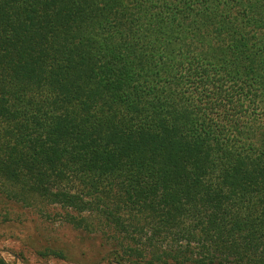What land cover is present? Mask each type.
<instances>
[{"label":"trees","instance_id":"1","mask_svg":"<svg viewBox=\"0 0 264 264\" xmlns=\"http://www.w3.org/2000/svg\"><path fill=\"white\" fill-rule=\"evenodd\" d=\"M0 189L117 264H264V0H0Z\"/></svg>","mask_w":264,"mask_h":264},{"label":"rangeland","instance_id":"2","mask_svg":"<svg viewBox=\"0 0 264 264\" xmlns=\"http://www.w3.org/2000/svg\"><path fill=\"white\" fill-rule=\"evenodd\" d=\"M61 217L58 208L26 207L0 189V259L8 264H117V253L99 235L74 229Z\"/></svg>","mask_w":264,"mask_h":264}]
</instances>
